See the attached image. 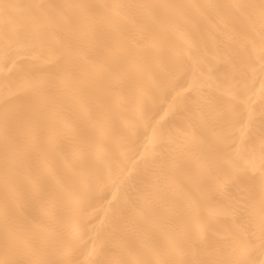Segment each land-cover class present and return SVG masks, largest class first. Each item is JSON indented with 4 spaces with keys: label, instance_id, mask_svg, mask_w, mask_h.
Masks as SVG:
<instances>
[{
    "label": "bare ground",
    "instance_id": "6f19581e",
    "mask_svg": "<svg viewBox=\"0 0 264 264\" xmlns=\"http://www.w3.org/2000/svg\"><path fill=\"white\" fill-rule=\"evenodd\" d=\"M0 264H264V0H0Z\"/></svg>",
    "mask_w": 264,
    "mask_h": 264
}]
</instances>
